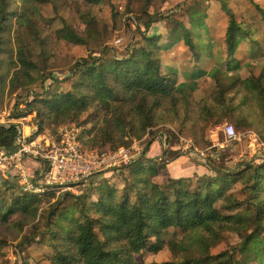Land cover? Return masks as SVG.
Instances as JSON below:
<instances>
[{"label": "trees", "instance_id": "16d2710c", "mask_svg": "<svg viewBox=\"0 0 264 264\" xmlns=\"http://www.w3.org/2000/svg\"><path fill=\"white\" fill-rule=\"evenodd\" d=\"M16 1L0 0V85L7 81L11 70L12 85L44 79L30 55L37 47L41 50L38 55L43 57L45 53L38 27V3L55 0ZM84 1L91 4L99 0ZM217 1L228 19L224 37L227 54L221 65L210 70L214 89L209 96L194 102L191 93L196 81L177 82L172 69L162 67L157 48L139 47L125 56L103 61L81 59L69 68L67 77L73 78L69 89L48 88L26 103V113L33 112L39 121L37 132L42 122L47 126L68 120L78 123L80 115L89 111L84 122L92 126L87 138L82 139L85 136L81 132L82 146H93L106 138L110 146L101 149H114L116 142H124L126 134L143 135L158 116L166 115V121L171 114L182 111L183 121L188 116L195 120L233 116L237 125H253L264 139V66L253 83L246 86L240 76L223 74L238 65L233 58L238 40L251 35L236 21L228 0ZM258 9L264 18V9ZM12 16L16 19L15 49L5 35ZM190 16L193 25L202 24L198 11L190 12ZM83 17L95 21L90 11ZM176 28L179 33L169 34L171 41L183 40L199 60L194 31L180 22ZM58 34L69 42H84L81 33L66 23ZM158 39L155 35L144 37L153 47ZM229 90L235 91L234 97L228 96ZM19 132L16 124H0V146L12 151ZM129 164L130 177L125 180L129 184L121 193L114 185L92 182V176L86 181L89 189L78 198L65 192L43 213L45 220L38 241L52 249L47 257L50 264H138L137 255L164 248L169 250L170 259L148 264H264V157L227 169L209 164L212 175L168 178L161 184L154 179L158 175L156 167L141 163L140 159ZM236 183L247 192V202L240 211L231 212L243 204L236 200L225 202ZM15 187L19 185L0 177V225L35 218L40 214L39 206L54 193H11ZM70 197L73 200L65 205V199ZM57 207L62 214L56 212ZM69 207L76 209V215L67 216ZM222 209L228 211L224 213ZM167 229L179 230L180 237L163 238L162 232ZM225 231L234 232L238 240L212 253V248L225 238ZM35 238L34 233L24 236V243L36 242Z\"/></svg>", "mask_w": 264, "mask_h": 264}, {"label": "rangeland", "instance_id": "374dc122", "mask_svg": "<svg viewBox=\"0 0 264 264\" xmlns=\"http://www.w3.org/2000/svg\"><path fill=\"white\" fill-rule=\"evenodd\" d=\"M227 3L236 21L244 26L251 37L238 40L237 48L233 53L238 65L232 70L224 71L223 74L240 76L244 86L251 85L264 66V18L258 9V7L264 9V0H228ZM37 8L38 27L45 53L43 57L38 55L41 50L37 47L32 50L30 56L37 64L36 71L44 79H37L30 84L12 85L9 83L13 72L11 70L6 78L7 81L0 85V123L16 124L24 133L31 134L38 130L39 122L34 118L33 112L26 113V103L32 100L34 95L48 88L59 91L69 89L73 78L67 76L69 68L75 61L81 59L90 61L93 58L103 61L125 56L139 47H145L147 50L157 48L162 67L171 68L177 82L196 81V88L191 94L192 100L197 102L209 96L214 89L210 70L213 66L221 65L227 54L224 37L228 19L217 0H99L91 4H87L84 0H55V2L38 3ZM89 11L93 14L94 22L83 17ZM193 11H198L199 16L202 17L200 26L192 23L190 12ZM195 16L199 18L198 14ZM179 22L194 31L193 41L198 43V52L201 55L199 60H196L183 40L171 41L172 36L169 34L178 35L176 27ZM10 23L11 27L5 35L10 37L15 49L17 47L15 17H11ZM64 23L81 33L84 42H69L60 37L58 31ZM153 35L160 37L155 44L156 47L150 46L144 40V37ZM26 40L29 41L28 36ZM28 47L31 50V45ZM233 95L235 91L229 90L228 96ZM88 113L89 111L83 112L78 123L75 120H68L67 123H52L47 126L42 122L40 131H46L53 136L58 127L75 125L82 127V136H85L82 139L87 138L90 135L87 130L92 126L91 123L84 122ZM165 116H158L154 125L146 128L143 135L136 137L126 134L124 142L118 141L114 144V149L120 147L129 149L130 153L136 155L134 160L140 159L144 164L152 161V164L158 166L160 176L154 178L157 182H162L168 177L176 178L184 175L187 177V174L190 176L189 166L204 168L205 173L197 174L199 176L212 175L209 164L227 169L236 167L244 161L257 159L258 156L264 157V148L261 145L264 139L257 134L253 125H237L233 116L226 115L220 118L213 116L205 120H195L192 116H188L185 121L182 111L171 114L170 120H163ZM228 124H231L237 133V140L225 141L223 127ZM158 138L163 144L165 155L159 153L148 156L149 145ZM217 141L222 142L224 146L220 148L216 145ZM85 146L89 151L113 150V148L101 149L110 146L106 138L104 142L99 141L93 146ZM131 167L132 164L124 165L111 173L106 172V175L93 176L90 180L114 185L118 193H121V189L129 184V181L125 182V180L130 177L128 172ZM1 178L8 179L2 175ZM8 181L12 182L13 179ZM17 184L19 187L11 189V193L27 192L22 189L20 179L17 180ZM87 185V182L80 183L72 191L51 190V193L54 192L53 196L39 206L38 216L28 220L17 219L8 226L0 225V264H50L47 257L52 253V249L38 241L39 229L40 231L43 229L45 220L43 213L65 192L78 198L86 188L89 189ZM228 192L231 194L225 202L231 203L236 200L243 203L231 212L243 209L247 202V192L242 190V185L233 184V188ZM72 200L71 197L65 199V205ZM71 208L69 207L67 216L76 215V209ZM60 210L62 211L59 209L56 212ZM61 211L59 214H62ZM227 211L222 209L224 213ZM261 224L264 225V220ZM32 233L35 234L36 242L24 243V236ZM173 236L180 237V231L167 229L162 232V237L165 239ZM224 237L212 248V253L228 248L238 240L237 235L231 231H225ZM170 257L169 250L164 248L156 253L139 254L136 256V261L138 264H148L151 261L162 262Z\"/></svg>", "mask_w": 264, "mask_h": 264}, {"label": "built area", "instance_id": "2783aa9c", "mask_svg": "<svg viewBox=\"0 0 264 264\" xmlns=\"http://www.w3.org/2000/svg\"><path fill=\"white\" fill-rule=\"evenodd\" d=\"M223 128L225 141L238 139L231 124ZM37 131L29 134L20 130L12 151L0 146V175L14 173L21 180L23 190L38 195L49 190L72 191L94 175L111 173L127 165L136 156L122 147L103 151L85 149L79 138L82 132L79 126H60L53 136L46 131ZM216 145L224 146L218 141ZM261 145L264 148V143ZM26 159L39 164V176L29 177L24 165Z\"/></svg>", "mask_w": 264, "mask_h": 264}, {"label": "crops", "instance_id": "0c3cea01", "mask_svg": "<svg viewBox=\"0 0 264 264\" xmlns=\"http://www.w3.org/2000/svg\"><path fill=\"white\" fill-rule=\"evenodd\" d=\"M159 153L162 154V155H165V153H164V147H163V144L160 141V138H158V140L152 142L149 145L148 156L158 155ZM151 162L152 161H149V163H147V164L145 163V164L146 165L153 166V167H156V169L158 171L157 177L160 176L159 175V171H160L159 167L156 166V165H154V164H152ZM24 165H25V169L27 170V174H30L29 177L31 175L36 176V177L39 176V172L41 171V168H40L39 164H36V163H34V162L26 159L24 161ZM188 169H189V171L191 170V175L190 176H192L194 174H199L200 175V174H204L205 173L204 172L205 169L204 168H201V166H197V167H194V166H191L190 167L189 166ZM103 175H106V173L105 174H98V175H94V176H99L100 177V176H103ZM190 176L187 174V177H190ZM184 177H186V176L184 175ZM6 178H8V180H10L12 178L13 179L12 182H15L16 184H17V180L19 179L14 173H12L11 175L6 176ZM168 178L177 179V178H181V177H176V178L175 177H168ZM166 180H164L162 182H160V181H158V182H160V184H161V183L165 182Z\"/></svg>", "mask_w": 264, "mask_h": 264}, {"label": "water", "instance_id": "95a60500", "mask_svg": "<svg viewBox=\"0 0 264 264\" xmlns=\"http://www.w3.org/2000/svg\"><path fill=\"white\" fill-rule=\"evenodd\" d=\"M98 175V174H97ZM0 177H1V175H0ZM4 178V177H3Z\"/></svg>", "mask_w": 264, "mask_h": 264}]
</instances>
